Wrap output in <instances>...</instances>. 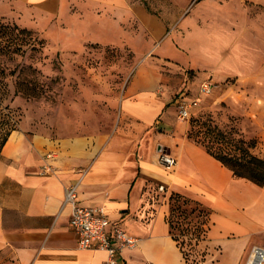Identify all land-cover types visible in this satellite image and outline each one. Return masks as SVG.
Returning <instances> with one entry per match:
<instances>
[{
	"label": "crops",
	"instance_id": "crops-1",
	"mask_svg": "<svg viewBox=\"0 0 264 264\" xmlns=\"http://www.w3.org/2000/svg\"><path fill=\"white\" fill-rule=\"evenodd\" d=\"M0 16L57 36V24L66 22L62 42L70 49L83 47L82 36L98 41L86 35L90 24H115L126 39L134 32L123 21L154 24L134 0H0ZM174 97L161 84L159 68L144 63L124 87L114 132L27 137L13 130L0 156V256L12 264H104L106 253L80 248L69 224L63 199L73 182L82 204L103 206L137 238L118 264H187L170 232L162 192L209 208L204 242L211 253L205 264H244L252 245L264 246V188L236 177L188 136ZM161 152L176 164L163 166ZM148 180L162 185V192L150 189Z\"/></svg>",
	"mask_w": 264,
	"mask_h": 264
},
{
	"label": "rangeland",
	"instance_id": "rangeland-1",
	"mask_svg": "<svg viewBox=\"0 0 264 264\" xmlns=\"http://www.w3.org/2000/svg\"><path fill=\"white\" fill-rule=\"evenodd\" d=\"M134 2L145 7L154 24L146 28L138 19L123 21L121 26L133 31V38L121 37L115 24H90L86 35L98 41L82 36L83 47L70 49L62 42L66 22L57 24L58 36L28 29L26 50L36 51L18 61L22 77L40 93L13 98L16 130L27 137L114 132L125 85L142 64L150 63L159 68L161 84L173 96L177 84L179 90L195 93L202 79L216 82L213 96L185 120L189 137L211 144L205 132L210 125L235 141L254 140L250 152L264 159V0ZM0 20L14 23L3 16ZM214 147L228 151L234 146L214 142ZM148 181L150 189L162 192ZM162 195L171 233L185 251L187 264H205L211 253L204 242L209 208L177 192ZM0 264L12 263L1 255Z\"/></svg>",
	"mask_w": 264,
	"mask_h": 264
},
{
	"label": "trees",
	"instance_id": "trees-1",
	"mask_svg": "<svg viewBox=\"0 0 264 264\" xmlns=\"http://www.w3.org/2000/svg\"><path fill=\"white\" fill-rule=\"evenodd\" d=\"M29 34L30 30L27 28H20L16 23L0 20V156L9 135L16 129L14 110L10 106L13 98L18 94L37 96L40 93V88L31 84L30 81H25L22 77L23 67L18 61V58L23 57L27 52L36 51L26 50L25 45L29 44L26 36ZM205 132L206 136H209L208 143L211 144L207 146L200 144L209 154L232 170L236 177L245 178L264 188V159L250 152V148L255 144L254 140L239 138L235 141L228 134L210 125H207ZM214 142L234 147L225 151L224 148L214 147ZM178 195L181 196L179 193ZM167 222L171 232L173 227L169 221ZM173 238L177 241L174 236ZM179 247L184 255L182 246L179 245ZM184 257L187 259L186 256Z\"/></svg>",
	"mask_w": 264,
	"mask_h": 264
},
{
	"label": "built area",
	"instance_id": "built-area-1",
	"mask_svg": "<svg viewBox=\"0 0 264 264\" xmlns=\"http://www.w3.org/2000/svg\"><path fill=\"white\" fill-rule=\"evenodd\" d=\"M215 88L216 82L207 77L199 82L195 93L191 94L188 89H182L176 93L173 105L177 118L181 121L188 120L194 110L213 94ZM158 160L166 167L176 164L174 157L162 152ZM46 169L51 168L46 167ZM159 188L163 190L162 185ZM63 202L70 207L69 224L76 234L78 246L82 249L104 251L106 253L104 264H118L122 252L136 245L137 238L131 235L118 219L110 218L103 206L81 203L77 182L65 188ZM184 259L187 262L185 257ZM244 264H264V246L252 245Z\"/></svg>",
	"mask_w": 264,
	"mask_h": 264
}]
</instances>
